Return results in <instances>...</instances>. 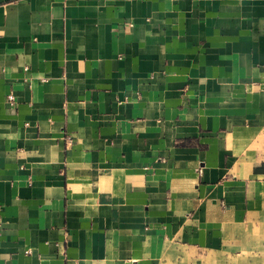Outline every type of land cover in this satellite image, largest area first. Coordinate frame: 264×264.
<instances>
[{
    "label": "crops",
    "instance_id": "obj_1",
    "mask_svg": "<svg viewBox=\"0 0 264 264\" xmlns=\"http://www.w3.org/2000/svg\"><path fill=\"white\" fill-rule=\"evenodd\" d=\"M0 264H264V0H0Z\"/></svg>",
    "mask_w": 264,
    "mask_h": 264
},
{
    "label": "built area",
    "instance_id": "obj_2",
    "mask_svg": "<svg viewBox=\"0 0 264 264\" xmlns=\"http://www.w3.org/2000/svg\"><path fill=\"white\" fill-rule=\"evenodd\" d=\"M8 99L12 105L16 104V98H15V95L13 93L8 95Z\"/></svg>",
    "mask_w": 264,
    "mask_h": 264
}]
</instances>
